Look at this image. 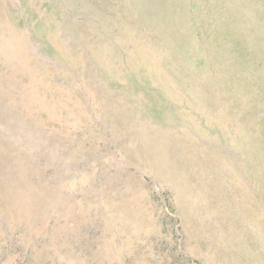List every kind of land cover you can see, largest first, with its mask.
<instances>
[{
	"label": "rangeland",
	"instance_id": "rangeland-1",
	"mask_svg": "<svg viewBox=\"0 0 264 264\" xmlns=\"http://www.w3.org/2000/svg\"><path fill=\"white\" fill-rule=\"evenodd\" d=\"M0 264H264V0H0Z\"/></svg>",
	"mask_w": 264,
	"mask_h": 264
}]
</instances>
